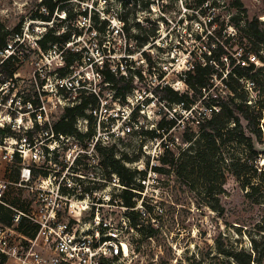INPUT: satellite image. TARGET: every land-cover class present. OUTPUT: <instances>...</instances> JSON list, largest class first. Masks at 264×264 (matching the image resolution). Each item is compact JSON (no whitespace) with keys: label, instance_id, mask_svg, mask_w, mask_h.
Instances as JSON below:
<instances>
[{"label":"rangeland","instance_id":"rangeland-1","mask_svg":"<svg viewBox=\"0 0 264 264\" xmlns=\"http://www.w3.org/2000/svg\"><path fill=\"white\" fill-rule=\"evenodd\" d=\"M41 1L0 0V22L4 27L13 31L21 26V30L24 28L30 35L25 45L20 46L23 43L20 42L14 47L17 57L10 63L17 67L14 79L5 83L6 74L1 73L0 68L2 124L10 119H27L25 112L28 111V102H41L38 94L41 84L39 74L42 71L50 75L58 69L55 65L50 67L43 62L31 43L32 34L44 32L40 21L32 18L40 9ZM159 1V5L153 9L143 8L144 13L139 16L141 22L135 20V23L142 24L144 30L135 27L130 30L131 35H150L151 41L143 51L149 55L156 69L153 70L150 63L148 66L143 64L142 60L146 57L140 55L141 48L134 40H129L127 47L118 40H112L109 46L110 51H114V60L111 59L114 62L111 64H118L125 52L130 50L135 65L126 78L132 80V84L128 85L132 91L121 104L124 106L129 100L134 103L140 96L144 101L142 111L135 115L137 125L134 124V134L120 137L115 142L117 157L124 153L134 159L132 163L124 164L133 172H138L137 183L143 186L142 192H139L141 196L136 199L135 208L132 209L141 214L138 229L130 225L127 219L130 211L122 206L120 195L124 187L116 175L106 174L100 165V156L89 146L88 138L83 141L75 138L60 149L55 158L56 166L49 168L62 182L61 189L69 193L74 201L86 199L89 195L88 205H85L88 206L87 210L75 217L82 223H89L99 213L101 221L111 223L118 240L127 246L129 256L124 258L123 253H120V259L115 264H237L232 258L220 253L219 249L252 254V241L259 240L264 234V206L248 197L247 191L234 179L226 181L223 186L226 192L219 196L217 204V188L214 187V192L210 194L196 167L186 166L179 174L172 164H164L161 159L166 157L171 162L173 157H179L188 146L186 138L198 134V120L202 122L205 115L209 117L211 114L205 101L195 97L185 84L188 73H193L192 66H205L208 63L213 67L214 77L210 80L213 87L206 93V100L210 96L221 95L226 98L233 95L226 83L222 82L234 68L230 66L231 59L235 60L236 65L244 66L247 62L244 58L247 57L249 63L257 69L262 68L264 74V44L257 46L255 43L258 36L255 26L249 30L245 28L247 21L252 23L258 20L261 23L258 31L263 32L264 38V0H206L202 10L199 0ZM238 3L243 8H237ZM74 8H77L76 3L69 7ZM54 25H58L57 20ZM155 29V36L152 37ZM257 47H260L259 55L263 60L251 54ZM11 54L0 53V64ZM159 62L164 65L159 67L156 64ZM14 67H8V73ZM77 70V75L86 81V77H91L89 67L83 66ZM127 84L128 81L121 86ZM159 85L179 94H188L194 104L184 109L160 97L153 98L151 93ZM242 85L248 92L249 103L257 101L259 91L254 84L249 80ZM99 91L111 103L112 90L101 85L98 86ZM238 93L243 94L242 88ZM46 103L51 105L47 100ZM122 105L120 114L126 112ZM65 109L58 107L52 110L53 125L61 119ZM242 123L247 125L244 120ZM260 124L264 125V113ZM5 129L11 134V129L7 126ZM143 131H153L155 135L144 134ZM81 133L86 134L84 130ZM33 135H37V131ZM255 144L258 150L264 151V143ZM168 146L169 152L166 154ZM238 149L241 151V147ZM260 164L262 166L264 161ZM155 167L162 168V172H155ZM19 170L18 161L13 165L0 162V179L8 184V201L16 202L28 210L33 194L30 185L20 183ZM142 171L146 173L145 176L139 174ZM35 174L47 173L36 170ZM64 219L74 221L66 213Z\"/></svg>","mask_w":264,"mask_h":264},{"label":"built area","instance_id":"built-area-1","mask_svg":"<svg viewBox=\"0 0 264 264\" xmlns=\"http://www.w3.org/2000/svg\"><path fill=\"white\" fill-rule=\"evenodd\" d=\"M147 1H150L149 7L152 9L160 3L159 0ZM74 3L77 6L73 9L76 18L67 22L71 28L69 31H72L68 42L52 45L45 51L39 46V41L47 32V28L55 26V20L58 24L66 20L65 11H56L50 22L40 21L39 23L44 26V32L38 31L31 35L32 46L37 50L41 60L50 67L53 65L58 67L50 75L43 74L42 71L39 74L41 84L38 86V94L41 102L35 109L32 102H28V111L25 112L28 115L27 119H10L3 124L0 121L2 129L6 126L11 129V134L0 135V162L13 165L18 161L20 183L30 185L33 194L28 211L12 208L14 211L12 225L0 224V264H103L106 260L116 258L119 260L120 253H123L124 258L129 256V249L126 255L124 244L118 240L111 223L102 222L99 213L89 223H82L75 217L81 216L87 210L88 206L85 205H88L89 195L86 199L74 201L69 193L61 189L62 182L58 181L57 175L51 173L49 168L52 165L56 166L55 158L60 149L75 139L54 130L51 121L53 109L74 107L80 103L83 96L94 95L98 99V104L90 106L87 113L93 117L95 127L94 134L89 138V146L96 150L97 146L110 147V143L116 144V139L134 134V124L137 125L135 113L142 111L141 106L144 102L140 96L134 103L127 99L129 101L123 106L121 104L123 101L116 98L115 92L112 91L113 97L109 103L102 97L100 91L98 92V86L105 85L110 88L105 80L104 70L127 78V73L135 66L130 50L128 53L125 52V56L120 58L118 64H111L114 62L111 60L114 51L109 49L112 40L124 42L126 47L129 40L131 41L123 19L126 12L124 2L71 0L70 6ZM143 13V10L138 11L137 22H141L139 16ZM65 30L66 26H63L60 33H64ZM27 40H30V35L23 28L20 33L11 37L2 54L11 52L14 54L17 50H14V47L20 42H23L20 46L25 45ZM146 46L140 47V55H144L143 50ZM68 52L80 54L81 60L71 66L65 75H61L59 70L66 68ZM142 61L143 64H147L146 66L149 65L147 59ZM156 64L159 67L164 65L161 62ZM150 65L153 70L156 69L153 62ZM83 66L90 69L91 77H86L88 81L77 75V69ZM151 95L156 98L153 92ZM46 100L51 105L46 103ZM121 105L124 107L123 111H126L124 114H120ZM111 121L112 124H107ZM76 128L87 133L89 120L78 119ZM36 131L37 135L32 136ZM36 170L45 171L47 174L36 175ZM7 190L8 184L0 179V204L5 206H8L5 202ZM65 213L74 221L65 220ZM22 217L36 225L33 235L24 234L19 230Z\"/></svg>","mask_w":264,"mask_h":264},{"label":"trees","instance_id":"trees-1","mask_svg":"<svg viewBox=\"0 0 264 264\" xmlns=\"http://www.w3.org/2000/svg\"><path fill=\"white\" fill-rule=\"evenodd\" d=\"M71 0H42L39 4V10L33 14L34 21L50 22L52 21L56 11H65L66 20H63L53 28L47 29L43 38L39 41L41 50H48L52 45H62L68 42L71 38L72 31H69L70 24L67 22L76 18V14L73 9H69ZM126 7V12L123 15V19L126 22V32L131 40L137 42L139 47L146 46L150 43V35L140 36L136 33L131 35L132 27L143 31L141 23H135L136 16L139 10L148 8L150 1L146 0H122ZM206 3V0H199V8ZM132 5V6H130ZM140 7V9H139ZM237 8H243L242 4H237ZM42 9H45L42 12ZM202 10V9H201ZM261 23L256 20L252 23L247 21L245 28L252 29L255 26L257 30L256 44H264L263 32L258 31ZM63 26H66V30L60 33ZM21 26L15 28L13 31L7 30L0 22V53H3L7 48L11 37L14 34L21 32ZM100 29V27H98ZM60 34H57V33ZM155 31L152 33V37L155 36ZM259 48L253 50L251 54L263 60L259 55ZM148 63L152 64L149 55L144 53ZM15 53L6 59H3L0 68L1 73L6 74L5 83L13 80L17 72V67L10 65L11 61L16 59ZM81 57L78 53L68 52L66 55V68L60 69L61 75H65L71 66L77 61H80ZM246 64L236 65L234 59H231L230 66L234 67L231 72L226 76L222 82L226 83L229 90L233 93L232 96L226 98L218 95L216 97L210 96L208 100L204 99L206 93L210 91L213 84L210 82L214 77V71L212 66L208 63L203 65L193 66V73L191 71L185 78V84L195 94V97L203 99L206 104V108L210 109V116L203 117L202 122L198 120L199 132L192 137L186 138L188 146L181 151L179 157L172 158L171 162H168L166 157H163L161 161L164 164H172V167L176 169V172L181 174V170L184 167L192 165L199 171V177L208 186L206 189L211 194L213 188H217L215 193L216 203L219 204V196L225 193L223 186L228 179H234L238 184L247 191L246 195L257 204L264 206V164L261 166V161H264V151L257 149L255 142L264 143V125L261 126L264 113V74L262 68H256L254 64H250L247 57L244 58ZM8 67H14L13 71L8 73ZM105 80L109 83V87L115 92V97L125 102L127 94L132 91V87L128 86L132 84V80H127L125 76H116L109 70L103 71ZM138 76L142 78L140 72ZM229 77V80L226 79ZM251 81L256 89L259 91V98L254 103H249L248 92L242 87V83L245 81ZM128 81V84L121 86ZM234 84V85H233ZM7 86V85H6ZM242 88L243 94H239V89ZM156 97H160L161 100L170 102L176 105H182L183 108H189L194 102L190 100L188 94H179L168 87L157 86L153 90ZM164 93V97L162 94ZM199 96V97H198ZM202 101V102H203ZM34 106H37L39 102H32ZM98 99L94 95L83 96L78 105L74 107H68L61 119L54 124V130L57 133L72 136L80 141L90 138L94 132L95 127L93 125V117L89 115L87 110L90 106H96ZM137 113H135L136 115ZM86 118L89 120V130L86 134L78 131L76 124L78 119ZM242 120L246 121L247 125L244 126ZM160 128H163L161 126ZM166 131V130H164ZM249 132V134L247 133ZM9 133L7 129L0 128V135ZM144 134L155 135V132L143 131ZM238 147H241L239 151ZM169 146L166 148V154H168ZM96 153L100 156V165L108 175H116L121 185L124 187L122 194L120 195L122 203L125 208L130 211L127 214V218L130 221V225L138 229V222L141 214L132 211L136 205V199L141 195V188L143 186L137 183L136 174L131 169L125 166V162L132 163L134 159H130L126 154L122 153L121 157H117L116 144L110 147H96ZM155 172H162V168L155 167ZM140 175H146L145 172H140ZM214 194V193H213ZM6 204L8 206L0 204V224L5 226H11L13 221L14 211L12 208L28 211L18 205L16 202L8 201L6 197ZM36 225L25 217L21 218L19 230L27 235H33ZM141 232V231H140ZM264 233V229L262 230ZM150 237H153L151 235ZM253 253L249 254L244 251H228L220 250V253L226 257L232 258L237 264H263L264 263V234L259 240L252 241ZM118 259L106 260L103 264H115Z\"/></svg>","mask_w":264,"mask_h":264},{"label":"bare ground","instance_id":"bare-ground-1","mask_svg":"<svg viewBox=\"0 0 264 264\" xmlns=\"http://www.w3.org/2000/svg\"><path fill=\"white\" fill-rule=\"evenodd\" d=\"M123 248H124V250H125V252H126V254H127V252H128L127 246L124 245Z\"/></svg>","mask_w":264,"mask_h":264}]
</instances>
